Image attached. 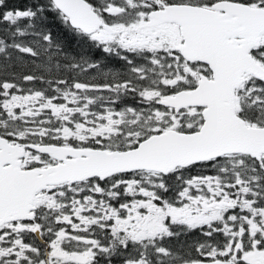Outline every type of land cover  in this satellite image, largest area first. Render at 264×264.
Segmentation results:
<instances>
[{"label": "snow or ice", "instance_id": "6c2138e0", "mask_svg": "<svg viewBox=\"0 0 264 264\" xmlns=\"http://www.w3.org/2000/svg\"><path fill=\"white\" fill-rule=\"evenodd\" d=\"M0 264H264V0H0Z\"/></svg>", "mask_w": 264, "mask_h": 264}]
</instances>
